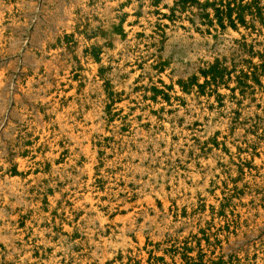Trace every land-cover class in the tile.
Wrapping results in <instances>:
<instances>
[{
    "label": "rangeland",
    "instance_id": "obj_1",
    "mask_svg": "<svg viewBox=\"0 0 264 264\" xmlns=\"http://www.w3.org/2000/svg\"><path fill=\"white\" fill-rule=\"evenodd\" d=\"M263 29L264 0H0V264H264Z\"/></svg>",
    "mask_w": 264,
    "mask_h": 264
},
{
    "label": "bare ground",
    "instance_id": "obj_2",
    "mask_svg": "<svg viewBox=\"0 0 264 264\" xmlns=\"http://www.w3.org/2000/svg\"><path fill=\"white\" fill-rule=\"evenodd\" d=\"M261 27V26H260ZM129 30V29H128ZM264 30V29H263ZM138 31V29L137 28H133L132 29V32L130 31V33H129V38L130 39H134L133 37L135 36V34H136V32ZM87 62H89V63H92V61L89 59V60H87V61H84L82 64H83V66L85 67L87 64H85V63H87ZM92 66V65H91ZM94 67H95V65H93V70H91L90 68V70H88L87 72H86V74L88 75V77H89V79L91 80V79H93V77H94V74H95V70L96 69H94ZM92 68V67H91ZM95 68H97V67H95ZM137 75V74H136ZM135 76V75H134ZM73 92V91H72ZM258 93H260V94H262L263 92H259L258 91ZM72 94H74V93H72ZM60 95H63V93H61ZM193 100V99H192ZM172 101V100H171ZM54 105H55V108H57L58 107V105H57V101L54 103ZM61 116V115H60ZM63 117V116H62ZM60 119V118H59ZM132 121V120H131ZM44 137V136H43ZM85 151H86V154H87V156H88V158L89 159H91V162L89 163V164H87L86 165V169H87V172H88V174H89V176H90V179H89V182H88V187L89 186H91L90 185V183H92V181H93V165H94V162H95V158H94V156L92 157V149H91V146H90V144L89 145H87L86 147H85ZM24 164V163H23ZM90 188V187H89ZM212 198V197H211ZM210 199V198H209ZM85 200L86 201H88V203L93 207V204H94V201H95V199L93 198V193H91V189H88V193L86 194V196H85ZM165 204H167V202H165ZM83 205V204H82ZM66 228H68V226H66ZM107 242H108V240H106V241H103V243L104 244H107ZM144 238L142 237V235H138V245H139V247L141 248V246H143V244H144ZM143 254V253H142ZM146 256L144 255L143 256V258H145ZM53 260H54V264H58V261H56V258L54 257L53 258ZM102 264H106V262H102Z\"/></svg>",
    "mask_w": 264,
    "mask_h": 264
}]
</instances>
